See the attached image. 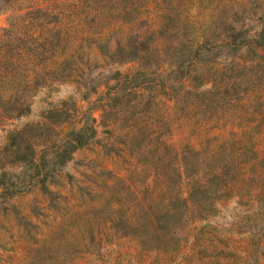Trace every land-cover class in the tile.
<instances>
[{
    "label": "rangeland",
    "instance_id": "374dc122",
    "mask_svg": "<svg viewBox=\"0 0 264 264\" xmlns=\"http://www.w3.org/2000/svg\"><path fill=\"white\" fill-rule=\"evenodd\" d=\"M219 16L253 35L264 0H0V163L7 135L53 108L96 129L43 187L0 196V264H264V68L220 47ZM43 39L68 70L6 117L16 91L3 68ZM66 129L28 137L49 145ZM210 170L196 198L211 205L188 201L176 228L153 229L152 212Z\"/></svg>",
    "mask_w": 264,
    "mask_h": 264
},
{
    "label": "trees",
    "instance_id": "16d2710c",
    "mask_svg": "<svg viewBox=\"0 0 264 264\" xmlns=\"http://www.w3.org/2000/svg\"><path fill=\"white\" fill-rule=\"evenodd\" d=\"M217 26L212 30L213 33L218 31L222 34L221 46L226 50L227 54L235 56V64L240 65L237 61L243 62L244 52H251L256 58V61H262V68H264V17L262 18L260 28L253 35L247 28L242 25L236 28L232 22V19L224 17L221 19L217 18ZM171 21V20H169ZM225 33V35H223ZM41 38L40 35L35 36L32 40L38 41ZM205 41H209L206 39ZM48 40L43 39L39 44L42 46L38 48H27V50L17 51L15 53L16 58L24 57L23 52H30L29 55L25 56L29 61L25 62L22 66L11 61L9 59L3 73L5 76H9V85L15 89L16 93L13 98L12 93L1 105L5 112L6 117L17 116L27 112L29 105L25 99L28 92L35 88L51 83L57 77L56 75L60 72L67 71L66 66H62L63 62L57 63L53 60L54 49H43V46ZM212 43L217 42L215 39ZM252 46L255 48L253 49ZM14 47H17L14 44ZM200 47H196L194 52H197ZM261 48L263 53L259 54L255 49ZM222 49V50H223ZM19 50V48H18ZM203 54H210L211 48L206 49ZM28 52L26 54H28ZM132 56H136L138 53L136 49L131 50ZM225 53V55H226ZM200 54V53H199ZM239 54V55H238ZM218 55H216L217 58ZM215 58V57H213ZM30 62V63H29ZM245 63H242V67H245ZM22 73V77L17 74ZM18 78V79H17ZM13 80H16L14 84ZM20 92V94H17ZM64 104H67L64 102ZM223 116L208 114L203 118L205 121H211L213 119H219ZM46 123H35L24 125L21 129L10 132L7 135L3 150L8 152V163H0V196H13L25 190H28L35 184H39L41 187L44 186L46 181L53 176V174L63 166L72 157V154L86 145L96 134V129L93 125V119L86 117L82 120L79 127H74L71 118V113L68 109L53 108L45 114ZM67 129L61 137L53 140L50 139L46 143H40L39 141H30L28 133L33 129L39 130L45 127L47 130L52 128L63 129L64 126ZM36 146H40L41 150L39 154L36 153ZM46 150H49L46 152ZM17 165L21 168L19 173L9 172L5 166ZM217 173L210 170L204 174L206 177V185L192 184L191 190L187 198L169 199L167 205L162 211H153L151 217V227L155 230L167 231L176 228L183 220L185 214V208L188 201L196 204L198 207L205 205H211L209 201L201 202V199H197L196 196L200 190L206 189L210 186L212 181L217 178ZM205 186V187H204ZM213 201V200H212ZM198 218H203V212H200Z\"/></svg>",
    "mask_w": 264,
    "mask_h": 264
}]
</instances>
